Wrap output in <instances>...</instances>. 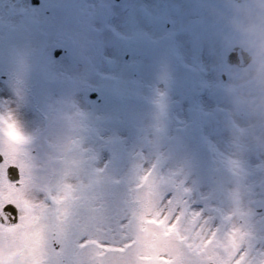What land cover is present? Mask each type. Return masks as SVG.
<instances>
[{"label": "snow or ice", "instance_id": "snow-or-ice-1", "mask_svg": "<svg viewBox=\"0 0 264 264\" xmlns=\"http://www.w3.org/2000/svg\"><path fill=\"white\" fill-rule=\"evenodd\" d=\"M53 21L81 34L94 74L122 83L116 118L65 93L53 71L64 49L55 44L41 49L46 98L33 102L32 53ZM184 21L180 4L157 0H59L55 6L21 0L0 13V59L22 67L0 85V190L3 182L23 186L25 170L7 163L6 149H14L32 178L26 199L34 216L26 218L16 198L0 196V264H85L78 251L89 247L97 249L96 264H154L136 236L141 201L135 194L145 190V177L174 185L159 186L153 227L163 219L171 232L170 247L155 264H264V180L229 188L220 129L207 119L206 93L194 77L197 50ZM27 111L39 122L30 126ZM177 161L186 165L179 176ZM97 210L102 238L81 230L85 214Z\"/></svg>", "mask_w": 264, "mask_h": 264}, {"label": "rangeland", "instance_id": "rangeland-1", "mask_svg": "<svg viewBox=\"0 0 264 264\" xmlns=\"http://www.w3.org/2000/svg\"><path fill=\"white\" fill-rule=\"evenodd\" d=\"M10 1L0 0V8H3L5 3H7L8 8V5L11 4ZM49 2L55 6L59 0H49ZM20 3L21 0H18L17 4ZM205 9H207L208 27L217 25L221 31V40L214 47L212 46V39L207 41L209 53L205 57L210 54L208 58L214 61L210 72L213 81L209 82L202 79L203 69H201L199 62H195L194 77L196 84L205 90V102L211 108L207 112V119L217 124L220 129V137L217 143L224 154L220 167L223 174L230 176L233 180L229 188L235 191L236 188H242L253 178L264 180V84L262 83L257 86L258 88L252 89V93L263 91L258 103L243 102L244 100H240L238 97L241 91L228 87L231 80L240 78L251 70L257 72L260 82L264 81V0H244L239 4L232 0H214L206 5ZM249 21L261 23V26L249 28L247 23ZM52 44L64 49V56L53 71L62 76L65 93H77L78 98L89 111L116 118L119 115L117 98L123 90L122 83L116 79L94 74L83 58L85 42L81 34L63 27L57 21L45 25L43 35L39 37L32 53L33 64L37 69L34 73L33 102L43 103L46 98L43 84L49 73L43 61L41 49ZM235 44L247 48L253 55L251 62L245 68L230 66L225 63L228 50ZM20 73H22V67L19 61L9 62L7 58L0 59V85L3 84L5 75ZM222 75L225 76V79ZM253 83L249 85L252 86ZM92 91L96 94L90 97L89 93ZM19 101L23 102L22 99ZM28 112L32 117V125L38 123L39 115L33 111ZM233 118L242 123L255 119L258 125L252 135H247L233 124ZM254 134L258 135V138L252 137ZM252 139H255L252 147L254 149L249 148ZM6 152L7 163H19L25 170V178L20 189L3 182V190H0V196H3L4 199L16 198L25 209L26 218L34 219L32 215L33 205L29 199H26L31 195L32 178L27 170L25 160H18L14 149H6ZM255 164L259 166L253 172L254 174L251 177L245 176L244 171ZM174 166L178 176L186 171V165L182 161H177ZM130 180L135 182L134 178H130ZM102 181L103 178H100V183ZM45 182L46 178L42 177L41 183ZM165 183L169 187H174L170 178L168 181L163 178L154 181L145 177V190L135 194L141 201V205L137 209V213L141 217V231L136 234L137 242L142 251L151 254L154 264L158 258V253L164 251L166 247H170L166 242V237L171 229H163V219L159 226L153 227L155 217L159 215L157 209L160 198L159 186ZM179 195L177 193L175 203H180ZM149 215L153 218L151 221L148 220ZM99 216L100 211L97 210L85 214L81 220V230L90 237L102 238L95 228ZM117 238H122L119 233ZM96 253L95 247H89L83 251H78V258L85 264H96ZM168 264H173V261L170 260Z\"/></svg>", "mask_w": 264, "mask_h": 264}, {"label": "bare ground", "instance_id": "bare-ground-1", "mask_svg": "<svg viewBox=\"0 0 264 264\" xmlns=\"http://www.w3.org/2000/svg\"><path fill=\"white\" fill-rule=\"evenodd\" d=\"M17 1L18 0H11L9 3L10 6L8 5V8H7V3L4 4V7L3 8H0V13H7L9 11V9L11 8L12 5H17L19 6V4H17ZM8 3V4H9ZM244 21V20H243ZM260 22V21H259ZM248 23V27L249 28H254V26H259L261 23H257L255 21H249L247 22ZM263 24V23H262ZM261 26V25H260ZM210 56V54H209ZM205 57V56H202L200 59H199V65L201 67V69H203V78L205 81H209V82H212V75H211V68L213 66V62L212 59L210 60L208 57ZM215 57V56H214ZM202 74V73H201ZM254 82L253 84L254 85H249L250 83ZM259 83V84H256V83ZM264 84V81H261L258 79V76H257V72L256 71H248L245 75H243L242 77L240 78H237L235 80H231L230 83L228 84V87L229 88H232V89H237L239 91H241L238 95L239 99L240 100H244L243 102H248V103H258L259 99L262 97L263 95V91H259L257 93H252V89L254 88H258L257 86H260V84ZM18 104H20L21 102L18 100L17 101ZM205 109H206V112H208L209 110H211L210 107L207 106L206 102H205ZM0 110H3L2 108H0ZM25 119L27 121H29L30 123V126L32 125V117L30 115V113L27 111L26 114H25ZM232 122L233 124H235L242 132H244L245 134L249 135V134H253L254 131L256 130V126L258 125L256 120L255 119H252L246 123H242L240 122V120L236 119V118H233L232 119ZM252 137L254 138H258V135H253ZM255 143V139H252V141L250 142L249 148H252L253 145ZM254 149V148H252ZM259 165H252L250 168H247L245 171H244V174L245 176H249L251 177L252 174H254L253 172L257 169Z\"/></svg>", "mask_w": 264, "mask_h": 264}, {"label": "flooded vegetation", "instance_id": "flooded-vegetation-1", "mask_svg": "<svg viewBox=\"0 0 264 264\" xmlns=\"http://www.w3.org/2000/svg\"><path fill=\"white\" fill-rule=\"evenodd\" d=\"M212 1L214 0H157L161 4L177 3L181 5V11L185 13L184 28L186 38L192 41L197 50V63L202 56L208 55L207 41L209 39H212L213 47L221 40V31L218 26L212 25L208 27L207 23V9H205V6ZM211 54L213 55V53Z\"/></svg>", "mask_w": 264, "mask_h": 264}, {"label": "water", "instance_id": "water-1", "mask_svg": "<svg viewBox=\"0 0 264 264\" xmlns=\"http://www.w3.org/2000/svg\"><path fill=\"white\" fill-rule=\"evenodd\" d=\"M250 59L251 55L238 46L233 47L227 56V62L237 64L238 66H245Z\"/></svg>", "mask_w": 264, "mask_h": 264}]
</instances>
